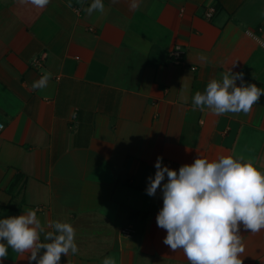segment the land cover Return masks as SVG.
<instances>
[{
	"label": "crops",
	"instance_id": "obj_1",
	"mask_svg": "<svg viewBox=\"0 0 264 264\" xmlns=\"http://www.w3.org/2000/svg\"><path fill=\"white\" fill-rule=\"evenodd\" d=\"M91 2L0 0V219L34 210L46 231L70 223L79 251L59 264H188L163 243L162 192L147 194L148 177L158 156L177 172L243 157L264 174V95L247 115L192 108L228 68L264 89V0H141L134 11L103 0L89 15ZM45 72L48 86L32 90ZM239 235L242 264H264V229ZM27 255L9 248L0 264Z\"/></svg>",
	"mask_w": 264,
	"mask_h": 264
},
{
	"label": "clouds",
	"instance_id": "obj_2",
	"mask_svg": "<svg viewBox=\"0 0 264 264\" xmlns=\"http://www.w3.org/2000/svg\"><path fill=\"white\" fill-rule=\"evenodd\" d=\"M110 2L116 4L119 0ZM17 3L43 9L50 0ZM140 5L141 0H130L129 8L134 11ZM85 11L89 15L94 11L103 13V0H92ZM51 75L45 72L33 82L32 90L46 88ZM261 95L264 89L254 83L245 84L242 72L228 68L220 81L212 79L203 92L194 94L192 108L201 112L207 108L216 116L247 115ZM161 161L158 156L146 192L149 196H155L158 189L162 192L163 206L156 215V224L166 230L163 243L173 252L182 250L188 264H242L240 256L245 248L239 235L241 225L252 234L264 229V174L243 157L220 156L213 161L196 158L178 172L162 166ZM46 227L52 231H46L34 210L0 219V240L6 242L0 243V261L7 258L9 248L24 257L28 254L29 264H59L62 255L78 253L75 229L70 223L49 221ZM41 234L45 242H41ZM102 264L117 262L105 257Z\"/></svg>",
	"mask_w": 264,
	"mask_h": 264
},
{
	"label": "built area",
	"instance_id": "obj_3",
	"mask_svg": "<svg viewBox=\"0 0 264 264\" xmlns=\"http://www.w3.org/2000/svg\"><path fill=\"white\" fill-rule=\"evenodd\" d=\"M214 12V8H212V7H210L207 11H206V16L207 17H210L211 15H212V13ZM248 33V35H250L253 39H257V37H256V35H254L252 32H247ZM261 44V46L264 48V42H261L260 43ZM180 54H181V52L177 49H174V50H172V52H171V55L172 56H180ZM44 56H45V54H42V56H41V58H35V59H33L32 60V63H31V65L32 66H35V67H37L38 65H40V63L42 62V59L44 58ZM3 129V124L0 122V131ZM133 232V230L132 229H130V228H122L121 229V234L122 235H125V236H130L131 235V233Z\"/></svg>",
	"mask_w": 264,
	"mask_h": 264
},
{
	"label": "trees",
	"instance_id": "obj_4",
	"mask_svg": "<svg viewBox=\"0 0 264 264\" xmlns=\"http://www.w3.org/2000/svg\"><path fill=\"white\" fill-rule=\"evenodd\" d=\"M14 184H15V181H12V182L10 183V188H9V189H11V187H13Z\"/></svg>",
	"mask_w": 264,
	"mask_h": 264
}]
</instances>
